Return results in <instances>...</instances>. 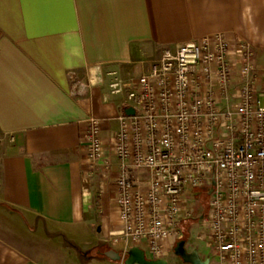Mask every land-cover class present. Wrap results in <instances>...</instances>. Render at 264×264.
<instances>
[{
	"label": "crops",
	"instance_id": "crops-1",
	"mask_svg": "<svg viewBox=\"0 0 264 264\" xmlns=\"http://www.w3.org/2000/svg\"><path fill=\"white\" fill-rule=\"evenodd\" d=\"M214 35L253 48L262 85L264 0H0V264H105L106 252L132 247L111 151L122 97L109 82L135 80L164 49ZM90 117L100 122L97 165L83 138Z\"/></svg>",
	"mask_w": 264,
	"mask_h": 264
},
{
	"label": "built area",
	"instance_id": "built-area-1",
	"mask_svg": "<svg viewBox=\"0 0 264 264\" xmlns=\"http://www.w3.org/2000/svg\"><path fill=\"white\" fill-rule=\"evenodd\" d=\"M254 60L249 44L214 35L164 49L135 80L109 82L122 97L111 141L119 219L124 239L144 243L152 259L164 258L194 218L205 225L209 264H264V83L257 86ZM99 132L88 118L93 165L103 156ZM195 189L207 192L205 212L192 209ZM126 253L105 264H124Z\"/></svg>",
	"mask_w": 264,
	"mask_h": 264
},
{
	"label": "rangeland",
	"instance_id": "rangeland-1",
	"mask_svg": "<svg viewBox=\"0 0 264 264\" xmlns=\"http://www.w3.org/2000/svg\"><path fill=\"white\" fill-rule=\"evenodd\" d=\"M189 197L195 201L193 205L194 211H206V199H207V192L202 191L200 189H195L190 194H188ZM181 237L179 240H184L189 244V247L196 246L198 249L202 251L201 255L206 256L209 255V248L207 246L208 240L206 239L205 234V225L198 223L197 220L189 219L183 222L181 225ZM183 236V237H182ZM205 237V238H204ZM178 240V241H179ZM177 241V242H178ZM192 244V245H191ZM174 247V246H173ZM173 247L169 253L168 260L170 264H184L181 262L174 254H173ZM190 251V248L187 249ZM51 254H55V259L58 262H61V260L71 261L72 258L69 257V255L64 256L61 252H54Z\"/></svg>",
	"mask_w": 264,
	"mask_h": 264
},
{
	"label": "water",
	"instance_id": "water-1",
	"mask_svg": "<svg viewBox=\"0 0 264 264\" xmlns=\"http://www.w3.org/2000/svg\"><path fill=\"white\" fill-rule=\"evenodd\" d=\"M125 115H133L132 108L124 109ZM173 254L184 264H209V259H202L196 250L189 252L185 246L184 240H179L173 247ZM105 256L112 262L119 261L121 256L115 251H108ZM124 264H169L165 259L148 258L145 252L139 247H131L127 250Z\"/></svg>",
	"mask_w": 264,
	"mask_h": 264
},
{
	"label": "flooded vegetation",
	"instance_id": "flooded-vegetation-1",
	"mask_svg": "<svg viewBox=\"0 0 264 264\" xmlns=\"http://www.w3.org/2000/svg\"><path fill=\"white\" fill-rule=\"evenodd\" d=\"M186 243V242H185ZM189 252H191V251H189ZM178 258V257H177ZM208 258V256L206 257V258H204V259H207ZM179 259V258H178ZM209 259V258H208ZM180 260V259H179ZM181 261V260H180ZM182 262V261H181Z\"/></svg>",
	"mask_w": 264,
	"mask_h": 264
},
{
	"label": "trees",
	"instance_id": "trees-1",
	"mask_svg": "<svg viewBox=\"0 0 264 264\" xmlns=\"http://www.w3.org/2000/svg\"><path fill=\"white\" fill-rule=\"evenodd\" d=\"M98 254H99V252H98ZM91 255H92V253H91Z\"/></svg>",
	"mask_w": 264,
	"mask_h": 264
}]
</instances>
